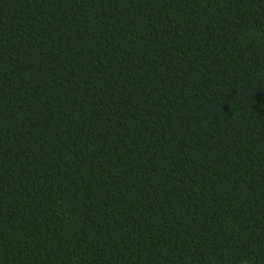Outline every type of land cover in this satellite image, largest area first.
<instances>
[{"label": "trees", "instance_id": "trees-1", "mask_svg": "<svg viewBox=\"0 0 264 264\" xmlns=\"http://www.w3.org/2000/svg\"><path fill=\"white\" fill-rule=\"evenodd\" d=\"M0 264H264V0H0Z\"/></svg>", "mask_w": 264, "mask_h": 264}]
</instances>
